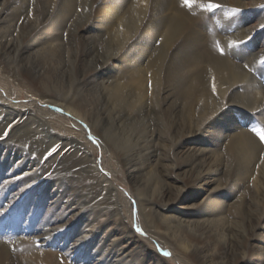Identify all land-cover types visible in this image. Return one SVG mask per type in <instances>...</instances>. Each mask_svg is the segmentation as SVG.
I'll return each mask as SVG.
<instances>
[{
  "label": "rangeland",
  "instance_id": "rangeland-1",
  "mask_svg": "<svg viewBox=\"0 0 264 264\" xmlns=\"http://www.w3.org/2000/svg\"><path fill=\"white\" fill-rule=\"evenodd\" d=\"M14 1L0 0L3 17L13 20L11 24L5 23L3 29L0 27V47L8 37L7 30L11 31L7 25L18 35L37 21L36 0H29L27 8L20 6L12 10L18 6ZM242 1L246 2V8L205 1L204 10L213 18L214 34L220 33L224 38L240 31L245 34L236 43V62L248 67V60L253 61L256 56L253 61L255 77L264 89V23L261 22L264 0ZM178 2L182 7L181 0ZM249 2L260 4L253 6ZM210 3L220 7L210 9ZM105 8V1L94 3L82 33L91 36L98 31L122 30L117 20L109 17L105 21ZM55 26L51 30L65 29L63 25ZM203 29L202 32L209 35V31ZM161 32L155 33L153 43L148 38H138L134 41L135 48L159 45ZM64 38L66 41V36ZM139 53L140 50H136L134 54L138 56ZM2 62L5 68L15 67L17 75L20 74V65L12 55ZM129 65L110 61L98 69V82L113 89L129 71ZM77 79L81 78L70 65L60 77L61 82L68 83L67 89L73 99L84 98ZM5 82L10 92L0 85V243L9 248L16 260L11 264H24L20 257L25 253L18 248L22 242H28L36 251L56 254L55 264H198L192 260L182 261L161 240L152 238L143 224L139 202L134 196V180L126 176L121 165H116L108 146L90 126L59 107L29 98L13 79H5ZM162 96L165 98L166 92ZM149 110L144 122L163 138L158 142L162 161L156 175L141 179L148 183L146 198L164 191L161 204L167 208L164 212V207L157 205L160 212L152 232L173 234L189 249L204 250L215 262H223L217 253L229 244L237 254L235 264H264V157L259 156L248 168H243L234 160L229 147L237 132L247 130L264 148L260 139L264 135V116L250 114L236 105H226L212 117L210 125L198 134L185 136L183 145L177 147L168 134H162L163 127L157 122L155 111ZM12 113L25 115L21 118L7 116ZM242 115H251V118L244 122ZM7 121L11 123L7 125ZM57 123L60 128L54 126ZM36 127H40L41 135L29 136L28 128L32 131ZM109 127L116 134L115 128ZM66 137L77 139L87 147L95 173L106 178L108 183L94 177L89 181L84 179L79 173L80 167H74V157L66 158L71 148L66 147L70 144ZM57 140H61V144L53 142ZM49 142L57 144L50 147V153L46 152L47 145H52ZM116 148L122 149L121 146ZM194 153L206 155L209 168L213 170L218 166L220 173L202 181L199 168L187 165ZM173 161L180 167L172 169ZM214 201L217 204H213ZM48 208L52 210L48 212ZM235 211L239 213L236 217L233 216ZM28 264L48 263L32 260Z\"/></svg>",
  "mask_w": 264,
  "mask_h": 264
},
{
  "label": "bare ground",
  "instance_id": "bare-ground-1",
  "mask_svg": "<svg viewBox=\"0 0 264 264\" xmlns=\"http://www.w3.org/2000/svg\"><path fill=\"white\" fill-rule=\"evenodd\" d=\"M96 1L36 0L34 10L37 21L30 29L16 36L14 32L17 31H12L7 25L11 31L7 30L8 37L0 47V85L10 92L5 79H13L29 98L59 107L67 115L90 126L108 146L116 165H121L126 176L134 180V196L139 202L145 228L152 238H158L170 247L178 258L198 264H235L237 254L229 244L217 253L223 262H215L210 254L204 250L189 249L173 234L157 230L152 232L156 225L155 218L160 212L157 205H162L164 191L146 198L144 193L148 183L143 182L141 177L156 175L162 161V148L158 142L163 138L144 122L147 114L149 117V108L155 111L157 122L163 127L162 134H168L177 147L183 145L185 136L198 134L210 125L208 123L212 117L226 105H236L250 114L264 116V89L255 77L256 64H253L257 57L254 56L253 61L248 60V67L236 62V43L245 34L240 31L228 38L217 32L214 34L213 18L204 10L205 1H220L242 8H246V2L189 0L186 6L181 0V7L178 0H100L107 4L105 21L109 17L117 20L116 24L122 30L98 31V34L90 36L82 31L89 22ZM14 3L18 6L12 10L29 6V0H15ZM248 4L257 6L260 3ZM3 13L0 8L1 29L5 23L11 24L13 21L3 17ZM44 21L46 23L43 24ZM261 22L263 24L264 19ZM55 25H63L65 29L51 30ZM202 28L209 31V35L203 33ZM158 31H162L159 45L154 44L147 49L135 48L134 41L138 38H148L153 43ZM19 38L24 41L21 43ZM136 50H140L138 56L134 54ZM11 55L20 65L19 75L15 67L10 69L3 66L2 59ZM113 60L130 64V69L113 89H109L110 86L98 82V69ZM69 65L81 78L77 79V84L84 98H70L68 83L60 80ZM163 92H166L165 98ZM24 115L12 113L7 116L21 118ZM242 118L247 122L251 115H242ZM10 123L7 121V125ZM57 124L53 125L60 128ZM109 126L115 128L116 134ZM27 134L41 135L40 127L32 128V131L28 128ZM234 136L229 147L239 166L248 168L259 156L264 157V148L247 130H240ZM66 139L70 142L65 143L66 147L71 146L66 158L74 157V167H80L79 173L84 179L89 181L94 177L108 183L106 178L95 173L87 147L77 139ZM53 142L61 144V140ZM53 142H49L52 145H47L46 152L50 153V147L57 145ZM117 146L122 149L116 150ZM205 156L194 153L187 162L188 166L199 168L198 175L202 181H208L220 173L218 166L213 170L209 168ZM179 167L175 161L172 162V169ZM162 207L166 212L165 205ZM50 210L52 208L47 209L48 212ZM238 215V211L233 212L234 217ZM18 248L25 253V256L18 255L24 264L32 260L56 263V254L36 251L28 242L20 243ZM12 261L16 262L9 248L0 243V264H11Z\"/></svg>",
  "mask_w": 264,
  "mask_h": 264
},
{
  "label": "snow or ice",
  "instance_id": "snow-or-ice-1",
  "mask_svg": "<svg viewBox=\"0 0 264 264\" xmlns=\"http://www.w3.org/2000/svg\"><path fill=\"white\" fill-rule=\"evenodd\" d=\"M184 3H185V4H188V3H189V0H184ZM208 7H209L210 9H217V8L220 7V5L215 4V3H210V4L208 5ZM260 139H261L262 142H264V135H262V136L260 137ZM165 255H170V253H165Z\"/></svg>",
  "mask_w": 264,
  "mask_h": 264
}]
</instances>
